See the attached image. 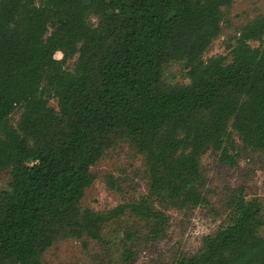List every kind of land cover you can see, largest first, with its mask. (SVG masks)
Segmentation results:
<instances>
[{"label": "trees", "instance_id": "1", "mask_svg": "<svg viewBox=\"0 0 264 264\" xmlns=\"http://www.w3.org/2000/svg\"><path fill=\"white\" fill-rule=\"evenodd\" d=\"M231 4L0 0V173L10 176L0 190V264H42L65 240L103 243L105 227L127 212L163 222L146 199L102 212L81 208L91 168L115 134L143 156L150 194L176 206L197 202L199 156L223 149L229 122L264 150V46L249 45L264 38V15L237 34L229 61L203 59ZM172 62H183L187 85H163L162 69ZM237 207L229 226L177 264H264L258 206ZM120 258L129 262L131 252Z\"/></svg>", "mask_w": 264, "mask_h": 264}, {"label": "rangeland", "instance_id": "2", "mask_svg": "<svg viewBox=\"0 0 264 264\" xmlns=\"http://www.w3.org/2000/svg\"><path fill=\"white\" fill-rule=\"evenodd\" d=\"M34 1L36 5L40 2ZM223 12L220 35L203 59L225 56L229 61L237 34L249 21L264 15V0H232ZM90 20L96 25L95 18ZM249 45L262 47L264 38ZM54 57L61 60L63 56L56 53ZM75 60L76 57L68 60L65 70L72 72ZM183 65V62H172L164 66L163 85H187ZM48 101L50 107L57 109L56 99L50 96ZM20 114L16 109L10 116L14 127ZM91 172L95 179L81 201L83 210L102 212L146 199L152 210L164 217L163 222L153 226L127 212L105 227L103 243L59 242L45 252L42 264H177L180 259L198 255L206 238L216 237L229 226L239 202L258 206L254 223L257 236L264 240V150L251 148L231 128V122L227 124L223 149L208 148L199 156L194 182L196 203L176 206L166 195H151L143 156L121 134L113 135L107 151ZM9 181V171L1 172V191L7 189ZM125 250L131 252L129 262L120 258Z\"/></svg>", "mask_w": 264, "mask_h": 264}]
</instances>
